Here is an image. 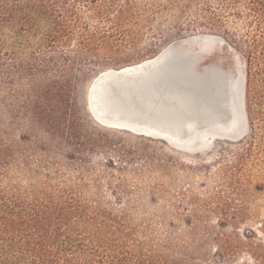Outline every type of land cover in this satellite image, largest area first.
Returning <instances> with one entry per match:
<instances>
[{
    "label": "rangeland",
    "instance_id": "rangeland-1",
    "mask_svg": "<svg viewBox=\"0 0 264 264\" xmlns=\"http://www.w3.org/2000/svg\"><path fill=\"white\" fill-rule=\"evenodd\" d=\"M0 5L3 197L55 211L71 203L82 210L73 216L77 239L117 244L136 264H264V0H23L17 11ZM209 33L223 39L204 49L190 39ZM171 47L199 56L198 69L245 74L242 85L248 73L244 117L225 111L227 122L241 120L226 131L248 125L244 143L217 139L206 119L200 129L214 144L191 152L93 117L87 97L101 74ZM37 103L36 111L51 114L49 124L33 121ZM74 112L75 131L70 120L52 121Z\"/></svg>",
    "mask_w": 264,
    "mask_h": 264
},
{
    "label": "bare ground",
    "instance_id": "bare-ground-1",
    "mask_svg": "<svg viewBox=\"0 0 264 264\" xmlns=\"http://www.w3.org/2000/svg\"><path fill=\"white\" fill-rule=\"evenodd\" d=\"M201 36L195 40L203 49L204 45L217 44V40L223 39L210 33ZM191 52H174L171 47L139 63L108 69L95 80L87 97L93 117L110 128L132 133L137 130L142 135L188 147L189 151L212 146V137L206 135L210 132L214 137L218 135L217 139H242L247 133L241 127L234 134L226 131L241 120L227 122L225 111L233 108L240 118L244 117L239 98L246 97V89L244 93L241 84L245 82V74L234 76L219 66L198 69L200 57ZM206 119L208 130L213 131L200 129ZM183 130L188 136H183ZM240 134H244L242 138H233ZM202 138L205 144H196Z\"/></svg>",
    "mask_w": 264,
    "mask_h": 264
},
{
    "label": "trees",
    "instance_id": "trees-1",
    "mask_svg": "<svg viewBox=\"0 0 264 264\" xmlns=\"http://www.w3.org/2000/svg\"><path fill=\"white\" fill-rule=\"evenodd\" d=\"M0 1V4L5 2L6 10L17 11L22 9L23 0ZM1 8L0 5V10ZM0 54L3 55L1 49ZM4 60L6 59L4 58ZM251 63L249 61L248 64L251 65ZM38 108L40 107L37 103L31 109L33 121L38 123L45 121V124H49L48 120L51 118V114H47L45 109L38 112L36 111ZM247 116L249 132H252L254 120H252L248 107ZM54 120L55 124L60 125L61 122L70 120L73 130L78 129L79 117L76 112L71 113L69 116H67V113H61L54 116L52 121ZM252 133L255 136L257 135L255 131ZM245 138L246 136L239 143H244L243 139ZM248 150H251V147H248ZM80 212L82 213V210L74 207L71 203L64 204L55 211V208L47 203L40 202L28 206L25 203H20V201H8L0 194V264L137 263V259L132 256L131 252L118 248L119 245L117 244L106 240L102 244V242L92 237L88 239L89 244H85L83 242L85 241L84 238L77 239L73 235L74 225L77 222L74 221L76 217L73 216L80 214ZM76 234L84 236L79 231ZM83 255H89L92 258L84 259L83 257L81 260L80 258Z\"/></svg>",
    "mask_w": 264,
    "mask_h": 264
},
{
    "label": "water",
    "instance_id": "water-1",
    "mask_svg": "<svg viewBox=\"0 0 264 264\" xmlns=\"http://www.w3.org/2000/svg\"><path fill=\"white\" fill-rule=\"evenodd\" d=\"M200 38H203V36H195V37H192L190 39H200ZM243 90H245V84H243ZM241 100H242V103H243V107H244V110H245V100H244V96H241ZM245 117H246V113H245ZM248 131V127H246V132ZM244 132V133H246ZM244 134H240L239 136H233V138H237V139H240L243 137ZM225 136H228V135H225Z\"/></svg>",
    "mask_w": 264,
    "mask_h": 264
}]
</instances>
